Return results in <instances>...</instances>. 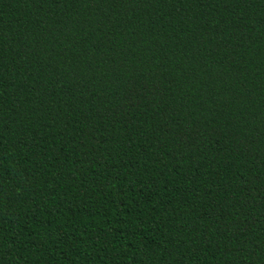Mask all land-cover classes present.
<instances>
[{
	"label": "trees",
	"instance_id": "trees-1",
	"mask_svg": "<svg viewBox=\"0 0 264 264\" xmlns=\"http://www.w3.org/2000/svg\"><path fill=\"white\" fill-rule=\"evenodd\" d=\"M0 264H264V0H0Z\"/></svg>",
	"mask_w": 264,
	"mask_h": 264
}]
</instances>
